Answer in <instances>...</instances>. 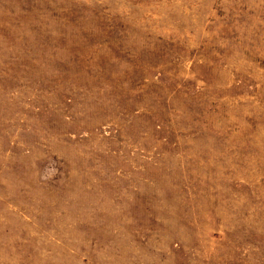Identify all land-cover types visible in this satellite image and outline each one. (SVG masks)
<instances>
[{"label":"rangeland","instance_id":"rangeland-1","mask_svg":"<svg viewBox=\"0 0 264 264\" xmlns=\"http://www.w3.org/2000/svg\"><path fill=\"white\" fill-rule=\"evenodd\" d=\"M0 264H264V0H0Z\"/></svg>","mask_w":264,"mask_h":264}]
</instances>
